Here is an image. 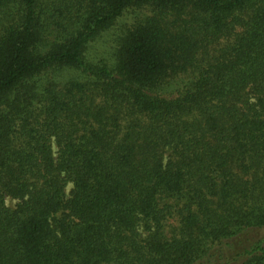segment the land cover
I'll use <instances>...</instances> for the list:
<instances>
[{
	"label": "trees",
	"instance_id": "trees-1",
	"mask_svg": "<svg viewBox=\"0 0 264 264\" xmlns=\"http://www.w3.org/2000/svg\"><path fill=\"white\" fill-rule=\"evenodd\" d=\"M0 264H264V0H0Z\"/></svg>",
	"mask_w": 264,
	"mask_h": 264
},
{
	"label": "rangeland",
	"instance_id": "rangeland-1",
	"mask_svg": "<svg viewBox=\"0 0 264 264\" xmlns=\"http://www.w3.org/2000/svg\"><path fill=\"white\" fill-rule=\"evenodd\" d=\"M109 38V37H108ZM105 40H106V38L105 39H103L102 41H100L99 43H98V45H97V48H99V49H104V47H105ZM108 40V39H107ZM107 46H108V43H107ZM101 51V50H100Z\"/></svg>",
	"mask_w": 264,
	"mask_h": 264
}]
</instances>
